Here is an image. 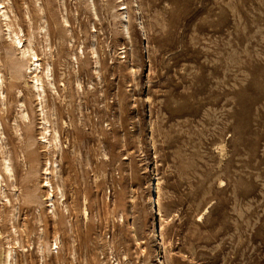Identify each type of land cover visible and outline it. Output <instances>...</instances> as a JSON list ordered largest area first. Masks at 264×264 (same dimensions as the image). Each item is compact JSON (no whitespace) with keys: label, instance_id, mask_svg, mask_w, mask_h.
Masks as SVG:
<instances>
[{"label":"rangeland","instance_id":"obj_1","mask_svg":"<svg viewBox=\"0 0 264 264\" xmlns=\"http://www.w3.org/2000/svg\"><path fill=\"white\" fill-rule=\"evenodd\" d=\"M2 2L0 264H264V0Z\"/></svg>","mask_w":264,"mask_h":264},{"label":"bare ground","instance_id":"obj_2","mask_svg":"<svg viewBox=\"0 0 264 264\" xmlns=\"http://www.w3.org/2000/svg\"><path fill=\"white\" fill-rule=\"evenodd\" d=\"M9 1V0H8ZM3 2L2 0H0V12H1V17L4 18V21L6 22V33H7V37L8 39H10L11 42V47L13 48L14 51H20L19 53V57L16 59H13L12 57L9 59L10 61V69L12 71V74L14 75V78L20 79L23 75V69L26 67V69L28 70V73L31 75L32 81H31V88L34 89L37 92V96L39 98L44 99V94H45V89L43 88V81H42V77L46 76L47 78L51 79L50 77L52 76L50 73V69L49 66H47V69H43L42 64L39 62V58L32 46V43L30 40H28V43L25 44L23 43L22 39L20 38L19 34L17 32H14L11 28L12 24L10 25V18L9 15L7 13V11L5 10V7L3 6ZM123 6V5H122ZM124 9H126L125 7H122ZM125 12V11H124ZM122 28L124 29V33L126 34V36L129 38V28H128V23H129V19L127 15H123L122 16ZM12 22V21H11ZM7 39V40H8ZM31 39V38H30ZM94 39V38H93ZM94 45V44H93ZM94 47V46H93ZM50 50V49H49ZM46 68V67H45ZM134 70V69H133ZM131 71V70H130ZM135 73V72H134ZM133 74V73H132ZM3 76L0 70V93L4 96V90H3ZM13 89V88H12ZM54 89V88H53ZM11 90V89H10ZM18 93V90H17ZM38 100V99H37ZM44 104V103H43ZM21 105V104H20ZM41 105V104H40ZM44 114V110L42 108L41 110ZM40 111V113H41ZM42 114V115H43ZM27 115H23L22 118L23 120H26ZM44 118V117H43ZM21 120V119H20ZM29 121V120H28ZM43 121V120H42ZM48 121V120H47ZM45 121L44 125L41 127L43 128V139L45 140L44 143H46L47 146H50V148H56L59 147L58 143H59V136L58 133L55 132V135L52 137V135H49L52 137L51 141L48 139V134L50 133V131H48V126H46L48 124V122ZM23 122V121H22ZM1 124V123H0ZM18 126V125H17ZM18 128V127H17ZM17 133V132H16ZM1 139V138H0ZM3 144V143H1ZM26 146V145H25ZM1 148V145H0ZM47 156V155H46ZM2 159V158H1ZM48 160V159H47ZM3 172L10 176L13 177L11 175L12 173V166L10 164V161H7V159H3ZM49 163V162H48ZM50 165H52V163H50ZM32 170H34V166H32L31 168ZM40 169V168H39ZM46 169V168H45ZM55 169H57V165L55 167ZM14 170V168H13ZM49 169H46V175L49 176L52 174L51 171H48ZM14 172V171H13ZM29 175V174H28ZM27 175V176H28ZM3 178L1 172H0V181ZM27 178V177H26ZM29 178V177H28ZM3 183V182H2ZM14 183V182H13ZM44 187H46L48 189L47 192V201L50 203L49 207L52 208V212L54 213V209L56 208V205L54 203V192L55 189L53 188V185L51 183V181L49 180V178L47 177L46 179V183L43 185ZM157 187V186H156ZM155 189V188H154ZM158 189V188H157ZM28 190V189H27ZM61 191V189H60ZM62 194V192H60ZM154 193V192H153ZM156 193V191H155ZM154 193V194H155ZM152 209H156V205L157 200L156 199H152ZM150 206V205H149ZM158 208V207H157ZM156 211V210H155ZM84 214V213H83ZM158 214V212H157ZM160 216V215H159ZM162 218V217H161ZM161 221V219L159 220ZM160 223V222H159ZM158 225V224H157ZM163 226V225H162ZM14 230V229H13ZM10 240V239H9ZM161 242V241H160ZM56 245V244H55ZM54 249V248H53ZM58 249V248H56ZM7 252V251H6ZM14 255V254H13ZM14 257V256H13ZM7 258V262L8 260H10L12 258V252L9 253L6 256ZM6 261V259H4ZM11 263V262H10ZM9 264V262H8ZM15 264V263H14Z\"/></svg>","mask_w":264,"mask_h":264}]
</instances>
